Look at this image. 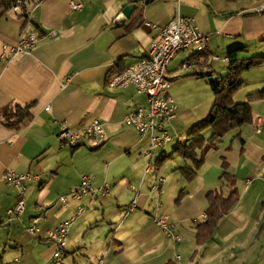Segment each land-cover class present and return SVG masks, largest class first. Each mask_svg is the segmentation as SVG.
Here are the masks:
<instances>
[{
	"label": "crops",
	"instance_id": "0c3cea01",
	"mask_svg": "<svg viewBox=\"0 0 264 264\" xmlns=\"http://www.w3.org/2000/svg\"><path fill=\"white\" fill-rule=\"evenodd\" d=\"M70 2L80 3L81 10L72 11ZM128 5L135 8L127 18L123 9ZM30 7L28 27L11 9L0 11V177L5 170L38 177L27 184L25 211L18 218L7 215L16 199L0 178V264L16 258L19 264H55L49 235L75 215L78 205L86 210L71 225L58 264L100 259L103 264H264V0H180L179 6L171 0H34ZM177 13L192 19L208 44L202 53L178 52L167 67V92L176 105L167 128L172 141L149 162L147 138L123 123L129 111L147 106L146 97L132 86L109 89L107 82L145 56ZM33 29L56 35L41 39L29 54L3 56L2 45L14 44L23 30ZM237 47L243 48L238 63L258 62L242 73V86L233 95L235 103L253 99L251 123L204 144L196 152L201 166L186 181L181 168L192 169L193 163L173 152L186 137L169 127L181 121L190 125L188 134L205 119L213 104L209 81L226 73L228 51ZM184 62H190L189 70L181 68ZM15 103L33 106L30 118L11 129L3 124V110ZM257 116L262 118L259 133L253 127ZM93 119L106 133L101 147L84 140L70 149L58 142L64 127L76 129ZM211 133L208 129L202 137ZM223 173L231 178L237 202L208 240L197 244L195 228L206 220L208 193L227 197L231 192ZM84 175L91 176L95 188L108 183L109 196L70 199L60 206L58 198ZM158 178L164 182L157 197L151 187ZM133 201L135 210L124 217ZM156 214L169 217L181 243L154 226ZM35 217L37 232L31 235L27 229Z\"/></svg>",
	"mask_w": 264,
	"mask_h": 264
},
{
	"label": "built area",
	"instance_id": "2783aa9c",
	"mask_svg": "<svg viewBox=\"0 0 264 264\" xmlns=\"http://www.w3.org/2000/svg\"><path fill=\"white\" fill-rule=\"evenodd\" d=\"M179 6L180 0H171ZM34 0H15L10 9L17 15L22 14L23 23L28 27L31 24V7ZM72 11L81 10L80 3H69ZM24 7V10H23ZM55 32L40 34L35 29L31 31L23 30L17 41L12 45H2L3 56L7 55L12 59L18 55L29 54L33 47L43 38L55 36ZM208 36L201 33L195 26L192 19L181 17L178 13L164 27H162L158 38L150 43L146 55L141 57L134 65L118 73L113 74L108 82L109 89H123L132 86L136 93L146 97V107H136L129 111L123 118V123L133 129L141 138H147L148 147L144 151L151 161V154L157 153L172 141V136L168 131V124L175 117L176 105L174 100L168 95L169 80L166 76L167 67L175 55L180 51H188L192 47H205L207 49ZM213 61L221 60L217 56H212ZM226 61V59H224ZM181 68L189 70L190 62H184ZM262 118L257 116L253 120V127L256 133L260 132ZM58 142L70 149H76L83 145L86 140L90 146L101 147L106 140V133L102 124L93 119L76 129L64 127L57 134ZM148 170V166L146 171ZM1 180L9 185L15 194V204L7 211L9 218H18L25 211V192L27 184L38 179L32 173H16L5 170L1 175ZM91 176L81 177L79 184L72 188L67 195L58 198V204L64 206L70 199L82 201L88 196L108 197L110 187L108 183H103L99 187H93ZM162 178L151 187L157 197L163 193ZM136 208L135 202H131L126 208L124 217L133 212ZM86 210L84 205H78L75 215L61 222L50 233L49 238L54 244V262L60 263L65 256V248L69 230L75 219L82 215ZM39 218L31 219L27 231L31 235L37 232ZM152 223L173 243H181L183 238L175 232V226L166 215L156 214L152 218ZM114 228L110 234H114ZM5 264H19L16 258ZM96 264H103L100 259Z\"/></svg>",
	"mask_w": 264,
	"mask_h": 264
},
{
	"label": "trees",
	"instance_id": "16d2710c",
	"mask_svg": "<svg viewBox=\"0 0 264 264\" xmlns=\"http://www.w3.org/2000/svg\"><path fill=\"white\" fill-rule=\"evenodd\" d=\"M14 1L0 0V11L9 10ZM19 16L22 17V14ZM242 50V47H237L228 51L226 73L223 76L210 80L208 84L213 97V104L208 115L205 119L191 127L183 143H177L173 147V152L176 156L193 163L192 169L181 168L182 175L186 181L193 180L197 170L201 166L202 159L196 160V152L204 144H215L226 133L251 123L250 102L253 99L249 98V100L243 103L233 102V95L242 86V81L240 80L242 73L248 71L258 63L256 61H249L244 64L238 63L237 56ZM32 106L33 103L25 105L15 103L8 106L3 110V124L7 128L18 129L24 120L30 118ZM208 129L212 131L211 136L208 139H204L202 133ZM221 179L229 180V185L232 188L231 192L227 197H224L219 191L208 193V208L205 213L206 220L195 228L197 244H202L208 240L219 219L227 214L237 202L238 193L230 182V176L223 173ZM182 194L183 191L180 192L176 200L177 202L181 199Z\"/></svg>",
	"mask_w": 264,
	"mask_h": 264
},
{
	"label": "rangeland",
	"instance_id": "374dc122",
	"mask_svg": "<svg viewBox=\"0 0 264 264\" xmlns=\"http://www.w3.org/2000/svg\"><path fill=\"white\" fill-rule=\"evenodd\" d=\"M208 91H209V94H210V89H209V87H208ZM171 92L173 93V91L171 90ZM193 122V121H192ZM173 125H172V127L170 126L169 127V130L171 131V129L175 132V133H177L178 134V136H180L181 138L183 137V136H185L186 137V133H187V130H188V128L190 127V125H187V126H184L183 125V123L181 124V121L179 122V121H176V122H173L172 123ZM184 138V137H183ZM157 196V195H156ZM58 264V263H57Z\"/></svg>",
	"mask_w": 264,
	"mask_h": 264
},
{
	"label": "water",
	"instance_id": "95a60500",
	"mask_svg": "<svg viewBox=\"0 0 264 264\" xmlns=\"http://www.w3.org/2000/svg\"><path fill=\"white\" fill-rule=\"evenodd\" d=\"M134 8H135V6H133V5L126 6L123 9L124 16L128 18L130 16V14L133 12Z\"/></svg>",
	"mask_w": 264,
	"mask_h": 264
},
{
	"label": "bare ground",
	"instance_id": "6f19581e",
	"mask_svg": "<svg viewBox=\"0 0 264 264\" xmlns=\"http://www.w3.org/2000/svg\"><path fill=\"white\" fill-rule=\"evenodd\" d=\"M193 51L195 53H202L205 50V47H192ZM95 147V146H94ZM154 154V153H153ZM151 154V155H153ZM152 157V156H151ZM53 260H54V255H53Z\"/></svg>",
	"mask_w": 264,
	"mask_h": 264
}]
</instances>
